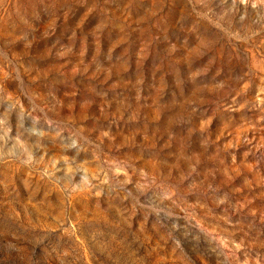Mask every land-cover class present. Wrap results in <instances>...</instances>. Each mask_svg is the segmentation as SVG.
Returning a JSON list of instances; mask_svg holds the SVG:
<instances>
[{
    "label": "rangeland",
    "instance_id": "rangeland-1",
    "mask_svg": "<svg viewBox=\"0 0 264 264\" xmlns=\"http://www.w3.org/2000/svg\"><path fill=\"white\" fill-rule=\"evenodd\" d=\"M0 264H264V0H0Z\"/></svg>",
    "mask_w": 264,
    "mask_h": 264
}]
</instances>
